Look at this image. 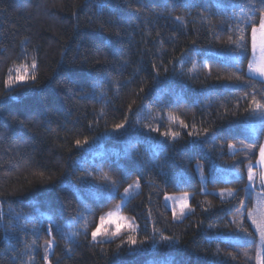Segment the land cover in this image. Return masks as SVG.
Returning a JSON list of instances; mask_svg holds the SVG:
<instances>
[{"label":"trees","instance_id":"16d2710c","mask_svg":"<svg viewBox=\"0 0 264 264\" xmlns=\"http://www.w3.org/2000/svg\"><path fill=\"white\" fill-rule=\"evenodd\" d=\"M253 3L258 23L264 5ZM248 14V0H0V264H256L258 238L247 219L253 235L238 230L236 198L246 217L247 167L264 129L247 112L253 88L228 79L248 80L264 102V83L246 70L250 27L241 68L231 60L232 29ZM33 58L37 80L6 87L9 70ZM125 120L127 134L113 140ZM147 127L181 135L172 141ZM78 139L92 143L78 149ZM238 162L240 178L231 174ZM91 169L94 179L81 182ZM106 174L122 181L111 197ZM226 189L236 198L221 196ZM185 193L192 211L174 219L165 196ZM117 205L139 226L142 251L129 255L124 244L117 255L127 230L92 241L100 215Z\"/></svg>","mask_w":264,"mask_h":264},{"label":"snow or ice","instance_id":"6c2138e0","mask_svg":"<svg viewBox=\"0 0 264 264\" xmlns=\"http://www.w3.org/2000/svg\"><path fill=\"white\" fill-rule=\"evenodd\" d=\"M259 2L264 5V0H259ZM248 15L244 16L243 18L239 19L236 23L234 29H232L235 33L234 38L230 39V43L234 47V52L231 55L232 64L236 69H240L242 65V58H246V54L248 51L249 45V34H248V27L251 28L250 31V47H251V59L248 61L247 65V74L249 80H257L258 82L264 83V12L259 14L258 23L253 20L252 14L255 13V4L253 0H248ZM179 19V18H177ZM195 67V65H194ZM10 74L5 82L6 87L11 88L16 84H27L28 82H35L37 80V71H38V61L36 58H33L30 65L26 64L23 66V69H17L16 74H11V69L9 70ZM165 71H167L165 69ZM210 74V71H209ZM157 76H159V72H157ZM229 80L236 81V87L239 88L241 86L252 87L253 92L251 93V102L247 109L249 117L258 118L259 124L261 129H264V102L261 100L256 99V89L253 84H249L248 80H241L238 75L228 77ZM154 83H158V81H154ZM143 91V89L141 90ZM239 99H247V97H241ZM239 100L237 101V104ZM172 122H179V125L183 129H187L188 125L185 124L182 120H179L178 117L170 116L168 118ZM91 126V125H90ZM127 120L123 123L116 124L113 129H111V133L114 135L112 136L113 140H120L127 134L128 128ZM148 132H157L159 135L165 138H171L172 141H175L177 138L180 137L181 133L174 130H169L166 132H160L159 127L152 128L147 127ZM253 133H256V128L253 127L251 129ZM209 129L205 128L204 133L207 135ZM188 136H197L199 137V133H193L192 131L187 132ZM258 140V135H257ZM98 138L94 137L92 142H97ZM89 140L85 139L84 141L76 140L75 145L78 149H83L85 145L90 143ZM133 147H135L133 145ZM228 148L230 151L235 153L236 145L229 144ZM243 151L249 153L248 158H251V155H255L254 145L248 144L245 145ZM112 156L116 157L117 162L121 157L120 152H113ZM124 155H128L127 152ZM103 163V160L101 161ZM239 162L234 165L231 169V174L237 178H240V169H239ZM259 167L261 171L255 172L254 168ZM202 168L201 165H198V169ZM84 175L80 177L81 182L87 184L89 178L94 179L93 171H99V169H91V170H83ZM42 175V174H41ZM259 177V185L262 189H264V144H259V156L256 162V165L249 164L247 167V178H248V185L244 189L245 192H249L254 190L256 186V179ZM202 179L205 177L202 176ZM122 181L112 178L107 174L104 177V186L108 188L107 196L111 197L113 193L117 190V185L120 184ZM134 187H139V179L136 181L135 185H129L128 188L124 190V198L129 197L131 195V189ZM227 194L230 198H236V193L232 189L223 190L220 195L224 196ZM99 198V197H97ZM250 198V196H249ZM80 199V207L83 208L85 211H90L87 205L84 203L82 198ZM189 197L188 194L185 193L182 197H172V196H165V201L172 202V215L174 219H180L185 215L186 211H192L188 203ZM236 202L239 205L240 212H239V223H238V230L243 232L245 235H253V233H249L247 228L244 227V220L247 219L251 222L250 226L254 228L255 234L259 237V245L258 250L256 253V264H264V195H258L256 201V208L248 209L247 216L245 217V209L247 208V204L245 200L236 198ZM121 206L117 205V212L109 211L108 213L102 214L99 217V223L96 225L94 230L91 232V239L92 241H97L98 238L104 237L108 239H114L121 235L122 230H127L130 234L127 236L126 240L121 242V245L117 246V255L120 252V249L124 244L128 245L129 255H132L138 251H142V245L146 243V241L138 240L137 239V231L139 226L135 223L134 218H130L124 215H120L118 210ZM49 221H51V217H48ZM112 226V227H110ZM85 227L87 225L85 224ZM212 227V225H209ZM59 228V226H57ZM51 231V226L49 228ZM154 233H159L158 229L153 230ZM72 235H76V233H72ZM160 242L163 243H173V238L169 236L163 235V233H159ZM153 243H156L154 240ZM53 241L47 242V247L51 248ZM234 258V257H233ZM45 260L48 259L47 255L44 257Z\"/></svg>","mask_w":264,"mask_h":264},{"label":"rangeland","instance_id":"374dc122","mask_svg":"<svg viewBox=\"0 0 264 264\" xmlns=\"http://www.w3.org/2000/svg\"><path fill=\"white\" fill-rule=\"evenodd\" d=\"M251 59V58H250ZM246 70H247V68H246ZM264 144V143H263ZM258 160V159H257ZM256 165V164H255ZM257 170H254L255 172H259V171H261V169L259 168V167H255ZM248 183L249 182H247V185H248ZM257 187H259V188H261L260 187V185H259V177H257V179H256V186H255V188H254V190H251L252 192H253V194H252V196H251V198H252V209H254V208H256V201H257V197H258V195H264V189H262V191H260V192H257L256 191V188ZM184 194H182V195H173L172 197H182ZM188 197H189V200H188V203L190 202V198H191V195H189L188 194ZM123 202H124V200L122 201V203H121V205L123 204ZM166 203H167V205H168V207L172 210V202L171 201H166ZM120 205V206H121ZM119 212V211H118ZM251 223V222H250ZM254 229V228H253ZM255 231V230H254ZM257 235V234H256ZM257 238H258V245H259V237H258V235H257Z\"/></svg>","mask_w":264,"mask_h":264}]
</instances>
